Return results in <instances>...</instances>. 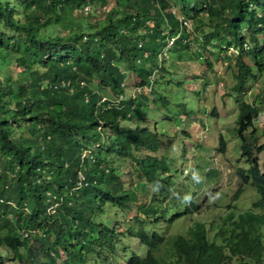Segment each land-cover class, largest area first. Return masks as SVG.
<instances>
[{
	"label": "trees",
	"instance_id": "16d2710c",
	"mask_svg": "<svg viewBox=\"0 0 264 264\" xmlns=\"http://www.w3.org/2000/svg\"><path fill=\"white\" fill-rule=\"evenodd\" d=\"M175 1L183 14L173 0H116L119 9H103L102 0H0V249L13 260L57 264L66 253L65 264H263L264 212L256 210L264 209V171L257 161L264 143H258L254 122L262 100L255 98L263 97L258 93L236 100L235 122L249 163L236 170L259 198L236 218L233 212L223 216L220 242L209 240L205 223L195 221L172 240L167 257L152 251L165 236L145 222L165 215L155 197L169 183V165L154 153L159 133L142 120L157 83L172 72L169 51L196 42L195 54L202 57L217 48L236 94L264 71V0ZM86 5L93 7L89 17L67 16ZM177 15L192 21L191 33ZM64 19L70 23L66 32H46ZM72 91L79 92L75 101L65 98ZM218 140L224 152L222 134ZM141 148L151 152L139 153ZM84 149L91 157L81 156ZM119 158L132 162L136 180L123 177ZM80 169L86 185L77 184ZM117 208L135 210L139 225L124 221L123 228L112 221L109 214ZM199 208L190 201L166 221ZM126 235L146 251L128 246Z\"/></svg>",
	"mask_w": 264,
	"mask_h": 264
},
{
	"label": "rangeland",
	"instance_id": "374dc122",
	"mask_svg": "<svg viewBox=\"0 0 264 264\" xmlns=\"http://www.w3.org/2000/svg\"><path fill=\"white\" fill-rule=\"evenodd\" d=\"M115 1L102 0L104 5L102 8L107 9L114 5L118 9L121 8ZM146 4L152 6L150 1ZM173 6L179 14H183L184 11H181L175 0ZM68 8L71 9V6ZM92 9L90 5L86 11L69 10L67 16L72 15L79 20L82 17H89V11ZM193 24L195 26L194 21ZM69 25V21L64 19L59 25L49 26L46 32L51 35L63 33ZM196 45V42H192L189 48L182 47L177 48L175 52L169 51L168 71H172L168 73L169 79L165 77L166 80L164 78L159 80L156 92H152L150 95L152 99L144 107L146 113L142 120L144 125L159 133L160 147L154 153L165 158L169 165L167 172L169 183L160 190L156 189L155 197L165 209V215L158 221L145 222L148 230L155 228L165 236L164 241L152 249L155 256L167 257L172 250V240L177 234H186L187 228L195 221L205 223L209 240L220 242L222 235H218L217 232L224 225L223 216L233 212L236 218L238 212L251 207L252 202L259 198L254 186L251 183L244 185L236 170L237 167L248 168L249 163L246 156L241 155L242 139L237 134L235 119L236 100L242 96L253 100L254 94H262L263 97L255 98L257 101L261 98L262 100L261 110L254 122L258 128L257 132L260 133L258 143H264V71L256 72L255 78L247 82L248 88L245 93L236 94L232 87L233 75L226 64L227 61L222 58L223 52L211 47L212 51L205 50L202 57H197ZM0 74L3 76V72ZM130 81L133 82V78H130ZM78 97L79 92L76 91L65 95L70 101H75ZM220 134L226 141L224 152L218 149ZM138 152L151 151L141 148ZM257 157L259 167L264 171V149L257 153ZM116 163L121 165L124 178L129 176L133 180L137 179L129 159L119 158ZM241 185H244L243 191L234 197ZM138 190L140 191L139 188ZM140 200L144 199L141 197ZM190 201L199 204L200 208L170 223L166 221L172 212L183 210ZM256 210L264 212V209ZM135 214V210L120 212L117 208L109 215L112 221L116 219L124 228V221L139 225L133 217ZM132 229L134 228H129L130 231ZM122 241L137 252L146 251L145 246L135 237L126 235ZM120 247L121 245L119 250ZM0 254L2 256L0 264H20L1 249ZM66 255L69 254L65 253L64 256ZM64 256L60 255L57 264H65Z\"/></svg>",
	"mask_w": 264,
	"mask_h": 264
},
{
	"label": "built area",
	"instance_id": "2783aa9c",
	"mask_svg": "<svg viewBox=\"0 0 264 264\" xmlns=\"http://www.w3.org/2000/svg\"><path fill=\"white\" fill-rule=\"evenodd\" d=\"M88 7H89L88 5L85 6V8H88ZM178 19H179L181 25H182L186 30H188V31L191 30L192 21H191L189 18L183 17V16L181 15V16H178ZM174 39H175V36H170V37H169V39H168V41H167V43H166V46H165L164 50L161 52L162 55H163V54H164V55H167V54H168V53H167V49H168L169 46L173 43ZM244 47H248L247 43H244ZM236 51H237V48L230 47V52H236ZM161 53H160V54H161ZM160 54H159V56H160ZM143 55L146 56L147 53L144 52ZM123 96H124L123 94H120V95H119V98L116 99V101H118L119 99H121ZM105 98H106L105 96H102L101 100H104ZM43 146H44V145H42V147H43ZM81 156H82V157H86V156L91 157L90 150H89V149H84V150H82V152H81ZM77 180H78L77 184H79V185H83V184L86 185V184H87V180H86V177H85V175H84L82 169H80V170L78 171V179H77ZM53 205H54V204H53ZM53 205L49 206V209H50L52 212L54 211V207H53ZM21 234H23L24 236H26V235L28 234V231H26V230H22V231H21Z\"/></svg>",
	"mask_w": 264,
	"mask_h": 264
},
{
	"label": "clouds",
	"instance_id": "9594fccd",
	"mask_svg": "<svg viewBox=\"0 0 264 264\" xmlns=\"http://www.w3.org/2000/svg\"><path fill=\"white\" fill-rule=\"evenodd\" d=\"M177 16H179V15H177ZM180 16H181V15H180ZM178 20H179V19H178ZM190 31H191V30H190ZM190 31H189V32H190ZM172 36H175V35H172ZM169 37H170V36H169ZM169 47H170V46H169Z\"/></svg>",
	"mask_w": 264,
	"mask_h": 264
}]
</instances>
